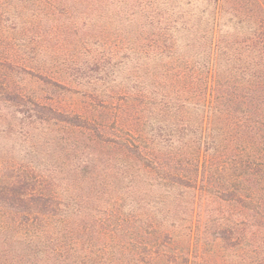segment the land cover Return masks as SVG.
I'll return each mask as SVG.
<instances>
[{"label": "trees", "instance_id": "16d2710c", "mask_svg": "<svg viewBox=\"0 0 264 264\" xmlns=\"http://www.w3.org/2000/svg\"><path fill=\"white\" fill-rule=\"evenodd\" d=\"M0 264H264V0H0Z\"/></svg>", "mask_w": 264, "mask_h": 264}, {"label": "rangeland", "instance_id": "374dc122", "mask_svg": "<svg viewBox=\"0 0 264 264\" xmlns=\"http://www.w3.org/2000/svg\"><path fill=\"white\" fill-rule=\"evenodd\" d=\"M2 144V135L0 133V145Z\"/></svg>", "mask_w": 264, "mask_h": 264}]
</instances>
